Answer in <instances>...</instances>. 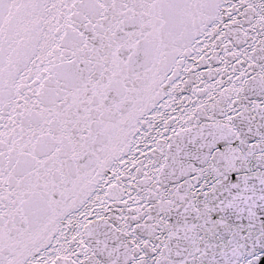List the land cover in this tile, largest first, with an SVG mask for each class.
Masks as SVG:
<instances>
[{"label": "snow or ice", "instance_id": "6c2138e0", "mask_svg": "<svg viewBox=\"0 0 264 264\" xmlns=\"http://www.w3.org/2000/svg\"><path fill=\"white\" fill-rule=\"evenodd\" d=\"M0 264H264V0H0Z\"/></svg>", "mask_w": 264, "mask_h": 264}]
</instances>
